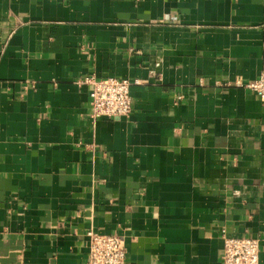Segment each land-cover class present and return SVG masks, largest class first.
Returning a JSON list of instances; mask_svg holds the SVG:
<instances>
[{"label": "crops", "instance_id": "1", "mask_svg": "<svg viewBox=\"0 0 264 264\" xmlns=\"http://www.w3.org/2000/svg\"><path fill=\"white\" fill-rule=\"evenodd\" d=\"M264 0H0V264H223L260 242ZM138 80L129 116H91L92 82ZM80 81V82H78Z\"/></svg>", "mask_w": 264, "mask_h": 264}, {"label": "built area", "instance_id": "2", "mask_svg": "<svg viewBox=\"0 0 264 264\" xmlns=\"http://www.w3.org/2000/svg\"><path fill=\"white\" fill-rule=\"evenodd\" d=\"M85 82H92L91 116L121 117L129 116L132 111V97L130 87L138 80L127 78L107 77L93 81L86 78ZM80 82V81H78ZM237 86L247 87L264 100V55L260 75L249 82L237 80ZM89 256L88 264H124L127 259V248L124 238L117 234H103L90 229L87 231ZM224 251L223 264H260L259 239L243 236H229L222 232Z\"/></svg>", "mask_w": 264, "mask_h": 264}]
</instances>
